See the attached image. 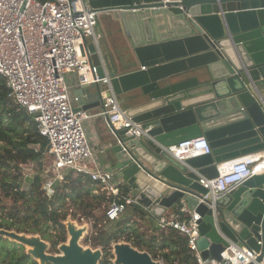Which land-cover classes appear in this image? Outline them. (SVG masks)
<instances>
[{
  "label": "water",
  "instance_id": "95a60500",
  "mask_svg": "<svg viewBox=\"0 0 264 264\" xmlns=\"http://www.w3.org/2000/svg\"><path fill=\"white\" fill-rule=\"evenodd\" d=\"M160 1L88 0L99 12L111 50L105 52L102 45L115 93L141 92L125 110L155 140L115 131L112 168L155 217L183 201L198 212L203 259L220 261L230 240L260 253V263L264 173L218 197L215 210L208 207L210 201L200 203L208 190L199 175L214 179L222 163L264 151V0H175L168 8ZM89 48L103 78L95 47ZM101 91V85L83 87L75 111L101 107ZM200 137L208 141L210 153L186 165L163 149ZM38 166L42 169V163ZM33 181L27 176L23 188L30 189ZM71 233L60 257L46 255L41 242L26 243L40 248V258L49 263L97 264L101 252H83L81 232ZM114 251L115 264H160L128 244H117Z\"/></svg>",
  "mask_w": 264,
  "mask_h": 264
},
{
  "label": "built area",
  "instance_id": "2783aa9c",
  "mask_svg": "<svg viewBox=\"0 0 264 264\" xmlns=\"http://www.w3.org/2000/svg\"><path fill=\"white\" fill-rule=\"evenodd\" d=\"M174 1L160 3L168 8ZM98 14L88 0H0V77L5 80L10 102L26 111L36 123L39 135L47 141L43 157L50 168L42 173L47 195L54 194L55 182L62 183L67 172L85 176L109 195L106 218L116 221L128 207L143 205L133 192L124 194L123 181L95 160L84 127L90 116L85 111H75L80 96L72 95L67 75L75 73L83 87L102 86L98 115L108 119L114 132L126 130L128 137L155 140L149 128L127 115L115 93L103 54ZM90 44L95 47L103 78L99 67L91 61ZM163 149L183 165L189 159L210 153L205 137ZM34 168V163L26 167L25 176L33 177ZM262 173L264 153L224 162L218 167V177L207 179L199 175L200 185L208 190L200 203L210 201L208 207L215 210L218 197L233 193L245 181ZM145 211L155 217L152 208ZM200 220L201 215L183 201L157 217L156 226L159 231L175 230L184 236L198 264H264V260L257 263L260 253L230 240L220 261L203 259L198 247ZM159 260L164 264L163 259Z\"/></svg>",
  "mask_w": 264,
  "mask_h": 264
},
{
  "label": "trees",
  "instance_id": "16d2710c",
  "mask_svg": "<svg viewBox=\"0 0 264 264\" xmlns=\"http://www.w3.org/2000/svg\"><path fill=\"white\" fill-rule=\"evenodd\" d=\"M8 94L5 80L0 77V120L4 117L8 121L0 130V212L6 213L11 222L0 224L1 228L13 229L18 219L34 220L40 231L45 226L60 231L58 242L63 243L66 239L64 222L70 215L68 206L73 205L91 212L86 218L94 222L95 241L103 248L100 264H113L112 245L120 242L129 243L154 259H163L166 264H198L196 255L187 247L186 238L175 230L150 228L149 215L140 206L128 207L116 221L108 220L105 212V219L98 222L96 214L102 206L108 205L110 197L85 176L67 172L65 180L55 187L54 194L48 196L44 188L46 179L41 176L47 141L39 135L36 123L26 111L10 102ZM32 163L38 174L30 189H24L23 168ZM39 163H42V169ZM94 190L98 195L93 194ZM122 192L128 194L130 190L123 186ZM58 242L54 243V248Z\"/></svg>",
  "mask_w": 264,
  "mask_h": 264
},
{
  "label": "rangeland",
  "instance_id": "374dc122",
  "mask_svg": "<svg viewBox=\"0 0 264 264\" xmlns=\"http://www.w3.org/2000/svg\"><path fill=\"white\" fill-rule=\"evenodd\" d=\"M1 119L3 120H0V130L6 127L8 124L6 118L3 117ZM43 165L44 170L50 168V165L48 163L44 162ZM25 168H23L24 179H26L25 174L27 173L25 171ZM37 174L38 171L36 168H34V171L32 172L33 177H35ZM108 205L106 204L104 207L102 206L101 209L97 212L96 215L98 222H102L105 219L104 216L106 209H108ZM68 208L69 210H67V213H69L70 215H68L67 220L64 222L66 229V239L63 243L58 242V240L61 238L60 231H55L54 229L45 226L41 229V232L39 230V226H37V223H35L36 221L34 220H29L27 222L20 219L15 220L16 224L13 229H5L3 227H0V264H53L47 261H43L40 258V248L30 245L26 243V241L32 243L41 242L45 245L44 253L46 255L60 257V255L63 254L62 246H70V242L72 241V230L74 232H81L78 245L83 252L87 250H92L94 253L101 252V259L97 263L100 264L103 258V248L102 246L97 244V241H95L96 236L94 234V222L86 218L89 214H91V212L89 210L83 211L79 207L73 205L68 206ZM82 216L83 218H81ZM7 217L8 215L6 213L0 212V224H11L10 220H8ZM33 223L36 225H34ZM27 229H30V232ZM57 242V247L54 248L53 245ZM117 244H128L132 247L131 244L125 242H120ZM117 244L112 245V254L114 256V258L112 259L113 264L117 262L114 251V246ZM132 248L135 249L134 247ZM135 250L139 251L138 249ZM139 252L147 253L144 251ZM147 254L152 258V260L158 262V259H154L149 253Z\"/></svg>",
  "mask_w": 264,
  "mask_h": 264
},
{
  "label": "crops",
  "instance_id": "0c3cea01",
  "mask_svg": "<svg viewBox=\"0 0 264 264\" xmlns=\"http://www.w3.org/2000/svg\"><path fill=\"white\" fill-rule=\"evenodd\" d=\"M98 30L103 35L102 45L104 51L107 53H111L110 47L106 42L104 33L100 25L98 26ZM67 83L73 96L82 95L83 86L79 84L78 77L75 73H70L67 75ZM91 93H93V91ZM138 94H141V92L135 91L130 94H126L123 97H119L123 108L126 109L128 104L130 103L129 100L132 98V96H137ZM100 112L101 107L86 112L90 116V118L84 122L87 139L90 143V146L92 147L95 160L105 168L112 170L118 178L116 171L112 168V159L110 156L112 142L115 141L114 131L108 119L98 115ZM257 153H264V151ZM93 194L98 195V192L94 190ZM142 208L145 210L144 206ZM156 219L157 217L152 218L151 216H148V223L150 225V228L152 227L153 230H157ZM60 256L64 255L62 254Z\"/></svg>",
  "mask_w": 264,
  "mask_h": 264
}]
</instances>
